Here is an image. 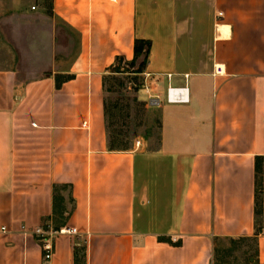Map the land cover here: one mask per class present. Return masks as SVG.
Wrapping results in <instances>:
<instances>
[{
    "label": "crops",
    "instance_id": "crops-1",
    "mask_svg": "<svg viewBox=\"0 0 264 264\" xmlns=\"http://www.w3.org/2000/svg\"><path fill=\"white\" fill-rule=\"evenodd\" d=\"M44 1L0 14V264H264V0ZM135 39L158 133L111 148L102 79ZM55 187L77 233L44 260L21 226L53 224Z\"/></svg>",
    "mask_w": 264,
    "mask_h": 264
},
{
    "label": "rangeland",
    "instance_id": "rangeland-1",
    "mask_svg": "<svg viewBox=\"0 0 264 264\" xmlns=\"http://www.w3.org/2000/svg\"><path fill=\"white\" fill-rule=\"evenodd\" d=\"M11 1L13 0H0V14L8 8ZM44 2L46 5L49 4V0ZM141 59L142 56L133 64L130 61L122 60L120 63L117 61L102 79L104 124L107 145L111 148L132 147L138 139L142 142L146 139H155L157 136L158 118L144 95L145 71L144 69L141 72L136 71ZM115 66L119 71H113ZM220 244L224 248L221 250L222 254L235 262L241 259H238V255L244 256L241 253L243 249L245 250L247 246L254 247L252 239L246 243L221 241Z\"/></svg>",
    "mask_w": 264,
    "mask_h": 264
},
{
    "label": "built area",
    "instance_id": "built-area-1",
    "mask_svg": "<svg viewBox=\"0 0 264 264\" xmlns=\"http://www.w3.org/2000/svg\"><path fill=\"white\" fill-rule=\"evenodd\" d=\"M218 15L220 16L221 13H218ZM218 71H219V67L217 66L216 72ZM149 75L150 73L144 72L145 79ZM166 76L167 78H170L171 74H167ZM144 86H146V83L144 84ZM165 93H166V100L169 102L181 103L188 101V88L186 86L168 85ZM160 102L161 99L157 96L155 97L151 96L148 99V103L153 106L159 105ZM82 124L85 125L86 122H83ZM140 142L141 141L139 139L136 140L134 142L135 146H139ZM21 231L24 234H30L35 238L36 242L40 245L44 260H49L54 253V239L56 235L77 233L76 228L68 227L65 225L58 228H54L50 222H44L41 225L36 226L34 228H28L25 225H22ZM5 232H7L6 226L0 225V233H5Z\"/></svg>",
    "mask_w": 264,
    "mask_h": 264
},
{
    "label": "trees",
    "instance_id": "trees-1",
    "mask_svg": "<svg viewBox=\"0 0 264 264\" xmlns=\"http://www.w3.org/2000/svg\"><path fill=\"white\" fill-rule=\"evenodd\" d=\"M134 55L132 60L130 61L131 64H133L137 58L142 56L141 61L138 64L137 72H141L146 64L147 61V55L150 49V41L145 39H135L134 41ZM123 59L121 57L116 58V62L119 61V63ZM115 62V63H116ZM118 63V64H119ZM113 71H119V68L117 66L114 67ZM135 71V72H136ZM58 187L54 188V196H53V227L58 228L61 224H63L64 220V198L59 193ZM262 161L261 158H256L255 161V215L259 218L261 212H262ZM258 221V230H259V220Z\"/></svg>",
    "mask_w": 264,
    "mask_h": 264
},
{
    "label": "bare ground",
    "instance_id": "bare-ground-1",
    "mask_svg": "<svg viewBox=\"0 0 264 264\" xmlns=\"http://www.w3.org/2000/svg\"><path fill=\"white\" fill-rule=\"evenodd\" d=\"M223 27L228 29V27L225 26V25H223V24H218L217 27H216V40H217V47H218V39H219V37H220V31H221V29H222ZM228 31H229V29H228ZM228 36H229V35H228Z\"/></svg>",
    "mask_w": 264,
    "mask_h": 264
}]
</instances>
